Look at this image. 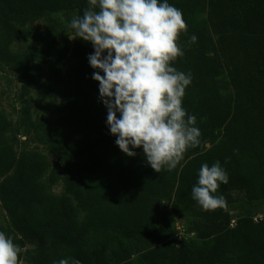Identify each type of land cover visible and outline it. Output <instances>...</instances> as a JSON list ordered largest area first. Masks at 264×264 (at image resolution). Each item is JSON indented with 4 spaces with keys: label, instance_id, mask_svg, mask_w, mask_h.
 Here are the masks:
<instances>
[{
    "label": "trees",
    "instance_id": "obj_1",
    "mask_svg": "<svg viewBox=\"0 0 264 264\" xmlns=\"http://www.w3.org/2000/svg\"><path fill=\"white\" fill-rule=\"evenodd\" d=\"M167 2L186 23L177 41L184 54L171 66L191 73L182 106L196 117L201 143L157 173L142 149L128 157L116 146L87 59L92 45L55 42L52 19L82 15L87 0H0V63L16 75L22 112L14 124L0 94V231L19 245L18 264L26 246L31 264H264V0ZM37 34L53 37L45 48H11ZM69 50L73 60L53 92L61 103L50 105L48 123L32 121L41 64ZM19 135L54 160L17 151ZM217 161L228 174L214 194L224 205L205 211L191 190L201 165ZM256 204L263 209L254 218Z\"/></svg>",
    "mask_w": 264,
    "mask_h": 264
},
{
    "label": "clouds",
    "instance_id": "obj_2",
    "mask_svg": "<svg viewBox=\"0 0 264 264\" xmlns=\"http://www.w3.org/2000/svg\"><path fill=\"white\" fill-rule=\"evenodd\" d=\"M82 15L67 24L68 39L90 43L87 59L99 84V100L107 109L106 126L128 157L142 149L155 172L175 169L188 148L201 143L196 117L182 106L191 73L172 62L183 56L178 37L186 30L182 12L167 0H87ZM197 40L195 35L190 42ZM103 73V75H101ZM228 174L219 161L202 164L192 199L203 210L224 205L214 195ZM20 247L0 231V264H18ZM57 264H81L75 258Z\"/></svg>",
    "mask_w": 264,
    "mask_h": 264
},
{
    "label": "rangeland",
    "instance_id": "obj_3",
    "mask_svg": "<svg viewBox=\"0 0 264 264\" xmlns=\"http://www.w3.org/2000/svg\"><path fill=\"white\" fill-rule=\"evenodd\" d=\"M73 16L75 15L61 12L52 19L51 28H56L57 30L55 36V42L57 43V45L61 46L65 44L67 40L70 41L66 32L68 31L67 24ZM52 35L53 34H49L48 38H44L45 36L41 34L29 35L28 37H26L25 40L18 43H14L11 48L15 51H21L28 47L45 48L49 43L50 39H52ZM210 54H212V52ZM72 60L73 58L69 50V52H67L62 59L54 58L47 64H41V83L36 90L31 92V95L29 97V114L32 121H38L43 123H48L50 121L51 118L48 113L50 105L54 103H61L59 96L53 94L55 90L60 89L62 87V81H60L59 70L61 68L67 67L72 62ZM19 87L20 84L16 79L15 73H13L2 63H0V94L2 96L1 105L9 119L14 124H17L22 120L21 106L18 97ZM209 147L210 146L207 145V148ZM16 149L17 151H21L23 149L37 151L48 157L51 162L54 160V158L50 155V152L48 151L47 147L35 141L32 137L19 135L16 144ZM53 189L57 193L61 192L62 184L54 186ZM171 202L172 199L165 200V205H167V209H169ZM262 209L263 204H256V206L252 207L254 218L260 216V212L262 211ZM233 213H235V211H233ZM156 217L158 219V213H156ZM177 228L178 230L183 229L180 225ZM33 255V248L31 246H26L23 249L22 258L19 264H31Z\"/></svg>",
    "mask_w": 264,
    "mask_h": 264
}]
</instances>
